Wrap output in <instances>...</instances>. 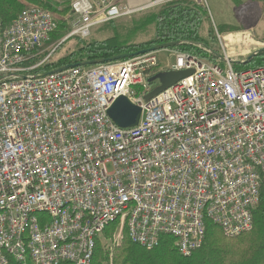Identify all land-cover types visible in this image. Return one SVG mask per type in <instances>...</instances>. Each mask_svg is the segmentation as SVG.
Segmentation results:
<instances>
[{
  "label": "built area",
  "instance_id": "obj_1",
  "mask_svg": "<svg viewBox=\"0 0 264 264\" xmlns=\"http://www.w3.org/2000/svg\"><path fill=\"white\" fill-rule=\"evenodd\" d=\"M170 1L74 0L70 31L35 65L24 62L51 39L54 15L33 5L0 21V264H90L115 220V242L125 228L147 249L172 236L186 256L207 222L227 236L253 227L264 198V66L166 49L176 59L166 70L193 73L152 97L158 51L35 72L63 42ZM122 95L141 107L135 126L109 115Z\"/></svg>",
  "mask_w": 264,
  "mask_h": 264
},
{
  "label": "trees",
  "instance_id": "obj_2",
  "mask_svg": "<svg viewBox=\"0 0 264 264\" xmlns=\"http://www.w3.org/2000/svg\"><path fill=\"white\" fill-rule=\"evenodd\" d=\"M257 1L264 7V0ZM33 5L50 10L58 27L48 42L28 54L29 59L25 60V65H35L49 53L48 50L44 49L52 44L56 45L70 31L69 22L72 17V0H0L2 27L10 26L23 9ZM121 19L123 18L106 24L112 26ZM208 19L206 6L198 4L194 0L166 2L146 15L145 20H143L144 25L155 24V33L150 40L142 42L122 40L119 31L113 32L112 35L103 39L88 38L83 40L74 38L77 44L71 51L57 60L50 58L49 61L36 68L35 72L46 74L64 66L79 63H84L81 65L82 67H91L111 62L110 58L122 54H133L165 43H177L169 49L217 62L219 61L218 56L208 55L205 52V48L211 47L208 38H213L215 33L214 27L209 24L207 31H205V23L208 22ZM205 32L208 34L207 37ZM66 42L59 45L56 51L62 48ZM93 60H103V62L90 64L89 62ZM259 66H264V50L246 64L241 61L233 62V67L236 70ZM162 71L167 70L154 68V72L148 80ZM155 82L149 83L151 92L158 91L160 85H155ZM119 225V220L111 222L103 233L96 238L90 264H264V198L254 210V225L250 230L235 236H227L220 226L207 222V232L203 245L187 256L181 254L176 244V238L172 236L163 237L158 246L147 249L133 243L126 228L123 231L121 241L109 247L108 241L112 243L113 235L117 232ZM11 264L20 263L12 260ZM61 264L72 263L64 262Z\"/></svg>",
  "mask_w": 264,
  "mask_h": 264
},
{
  "label": "rangeland",
  "instance_id": "obj_3",
  "mask_svg": "<svg viewBox=\"0 0 264 264\" xmlns=\"http://www.w3.org/2000/svg\"><path fill=\"white\" fill-rule=\"evenodd\" d=\"M152 1L148 0V2ZM207 3L206 10L209 23H205V31H207L209 25H212L215 30L214 37L208 38L209 43H211L210 49L213 51V54H211L205 50L208 55L218 56V59L227 57L235 61H244L246 60L244 58H248L254 50L264 47V7L261 3L257 0H207ZM160 5L146 4L143 9L126 16V18L123 17L112 26L107 24L96 25L92 28V34L89 38L103 39L112 35L113 32L119 31L122 40L127 39L130 42L150 40L155 33V24L144 25L143 20H145L146 15ZM205 34L207 37V32ZM76 44L77 41L74 38L67 40L62 48L52 54L51 59L57 60L64 56ZM165 50L158 51L159 65L157 68L160 70L165 69L176 60L174 57L169 56L170 53ZM159 83V81H156L155 85H161ZM153 92H150V94ZM120 227L121 224L118 229ZM115 235H113L112 243L108 241L109 247L121 241L119 238V241L115 242Z\"/></svg>",
  "mask_w": 264,
  "mask_h": 264
},
{
  "label": "water",
  "instance_id": "obj_4",
  "mask_svg": "<svg viewBox=\"0 0 264 264\" xmlns=\"http://www.w3.org/2000/svg\"><path fill=\"white\" fill-rule=\"evenodd\" d=\"M175 44L177 43H165V44L153 46L148 49H143L133 54H122L114 58H110V61L120 60V59L127 58L130 56L139 54V53H146L149 51H159L163 49H169ZM262 50H264V47L259 48L257 51L252 53L246 60L241 61V62L245 64L250 62L255 57V55H257ZM100 62H103V60H93V61H90L89 63L98 64ZM83 64L84 63H79L75 65H67L62 68L56 69L53 72L61 71L71 66H81ZM192 73H193L192 70H181V71L167 70L165 72L157 73L155 76L149 79V82L159 81L161 85L159 86L158 91L150 94L149 97H152V96H155L161 93L168 87L174 85L179 80L191 75ZM141 111L142 110L139 105L134 104L128 97L122 95L115 100V102L109 109V115L111 116V118L114 120V122L118 126L122 128H127V127H132L138 124L140 116H141Z\"/></svg>",
  "mask_w": 264,
  "mask_h": 264
},
{
  "label": "bare ground",
  "instance_id": "obj_5",
  "mask_svg": "<svg viewBox=\"0 0 264 264\" xmlns=\"http://www.w3.org/2000/svg\"><path fill=\"white\" fill-rule=\"evenodd\" d=\"M145 1H148V0H145Z\"/></svg>",
  "mask_w": 264,
  "mask_h": 264
},
{
  "label": "flooded vegetation",
  "instance_id": "obj_6",
  "mask_svg": "<svg viewBox=\"0 0 264 264\" xmlns=\"http://www.w3.org/2000/svg\"><path fill=\"white\" fill-rule=\"evenodd\" d=\"M162 72H165V71H162Z\"/></svg>",
  "mask_w": 264,
  "mask_h": 264
}]
</instances>
